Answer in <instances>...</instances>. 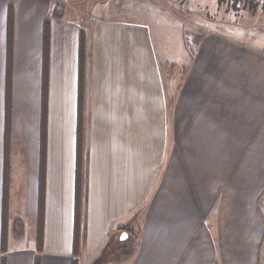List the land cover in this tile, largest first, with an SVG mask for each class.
<instances>
[{"label":"crops","instance_id":"obj_1","mask_svg":"<svg viewBox=\"0 0 264 264\" xmlns=\"http://www.w3.org/2000/svg\"><path fill=\"white\" fill-rule=\"evenodd\" d=\"M52 1L0 0V264H264V173L239 176L235 153L262 151L264 166V27L217 20L190 47L170 18L99 8L87 21L80 112L84 27L79 17L54 16ZM169 63L181 76L167 72ZM237 197L247 200L239 222Z\"/></svg>","mask_w":264,"mask_h":264},{"label":"rangeland","instance_id":"obj_2","mask_svg":"<svg viewBox=\"0 0 264 264\" xmlns=\"http://www.w3.org/2000/svg\"><path fill=\"white\" fill-rule=\"evenodd\" d=\"M52 4L54 6V8L52 7V11L54 10L52 14L58 12L61 17H79L85 34H87L89 29L88 19H91L98 12L99 8L109 11V14L112 16L118 15L132 20L138 17L140 20L156 23V20L147 16L149 13H144L146 10H149L152 15L155 14L153 17L160 19V22H168L170 18L173 20L174 25H178L176 27L183 28L184 38L190 47L196 45L201 31L212 27V22L216 23L217 20L223 23V21L228 22L230 19H233L243 25L264 27V5L257 4V6L262 7L259 8L255 3H250L254 6L250 5L253 8L246 11V4L239 6L237 2L232 0H53ZM137 11L142 13H138ZM157 25L161 24L158 22ZM161 29H163V26ZM166 70L170 75L181 76L182 74L179 67L170 63L167 64ZM235 153L237 158L236 170L239 176H255L256 174H260V171L264 173V166L260 167L262 151H237ZM242 162H246V165L243 166ZM242 185L244 184H236L237 191H239ZM256 186L258 187V184L255 181L252 184L246 183V192L249 193ZM224 188L225 186L223 187L222 185L221 191ZM262 195L258 200L260 210H264V193ZM246 197L242 201L238 197L236 200L238 222L241 217H244V213L246 212L243 209H247L245 206L240 205L247 201ZM231 201L233 200H226V209L230 208V206L233 208ZM241 221L242 223L250 222L249 219L244 221L241 219ZM111 250L113 251L112 247L108 251L109 255L112 252ZM105 259L106 257L103 260Z\"/></svg>","mask_w":264,"mask_h":264},{"label":"trees","instance_id":"obj_3","mask_svg":"<svg viewBox=\"0 0 264 264\" xmlns=\"http://www.w3.org/2000/svg\"><path fill=\"white\" fill-rule=\"evenodd\" d=\"M58 12L54 13V16H59ZM13 28H14V9L11 7L9 9V38L13 35ZM50 40H51V20L50 18H46L44 22V103H43V117L44 121L47 118V88H48V61H49V54H50ZM86 34L84 30H81L80 33V55H79V107L80 112L83 108L84 104V97H85V87H86ZM9 92V87H8ZM82 127L81 123L79 125V132H78V163H77V177H76V200H75V231H74V247L75 250L79 248L83 230H82V188H83V178H82V169H81V151H82ZM43 181L41 187V193L43 196ZM7 205V199L4 200V206ZM42 212H40V224L38 229V237L41 241L42 239V216H43V208ZM6 231L4 227V233L2 238V250L6 248Z\"/></svg>","mask_w":264,"mask_h":264},{"label":"built area","instance_id":"obj_4","mask_svg":"<svg viewBox=\"0 0 264 264\" xmlns=\"http://www.w3.org/2000/svg\"><path fill=\"white\" fill-rule=\"evenodd\" d=\"M232 1L237 2L239 4V6H241L242 4L248 5L250 3L264 5V0H232Z\"/></svg>","mask_w":264,"mask_h":264},{"label":"water","instance_id":"obj_5","mask_svg":"<svg viewBox=\"0 0 264 264\" xmlns=\"http://www.w3.org/2000/svg\"><path fill=\"white\" fill-rule=\"evenodd\" d=\"M126 236H128V233L127 232H125V231L121 232L119 234V236H118V239L116 241V244L118 245V244L124 242L126 240Z\"/></svg>","mask_w":264,"mask_h":264}]
</instances>
